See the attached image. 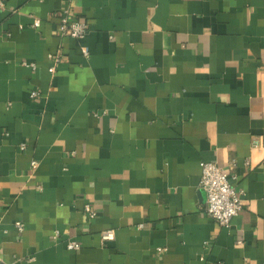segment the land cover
I'll return each mask as SVG.
<instances>
[{"label": "crops", "instance_id": "1", "mask_svg": "<svg viewBox=\"0 0 264 264\" xmlns=\"http://www.w3.org/2000/svg\"><path fill=\"white\" fill-rule=\"evenodd\" d=\"M65 8L89 23L83 39L60 34ZM207 161L245 191L230 227L201 209ZM0 251L6 264H263L264 0H5Z\"/></svg>", "mask_w": 264, "mask_h": 264}, {"label": "built area", "instance_id": "2", "mask_svg": "<svg viewBox=\"0 0 264 264\" xmlns=\"http://www.w3.org/2000/svg\"><path fill=\"white\" fill-rule=\"evenodd\" d=\"M4 7L5 0H0V8ZM59 17V31L61 35H70L74 38L83 39L89 32V23L76 17L70 8L63 9ZM34 24L39 26L41 20L39 18L35 19ZM82 49L85 54L89 53L88 46L82 45ZM50 56L53 59V63L49 66V71L54 74L58 64L62 61L63 55L60 51L55 54L51 53ZM31 65L34 67L36 66L35 63H31ZM37 94V91L32 93L33 96ZM32 165L34 168H37L39 161L33 160ZM201 186L207 193L206 202L201 207L203 212L218 221L222 226L230 227L234 217L238 215L244 207L243 194L245 191L237 189L236 186L232 184L228 171L215 161H207L204 163ZM85 210L90 218H95L98 214L97 210L90 203L85 205ZM16 226L22 231L25 224L22 221H16ZM58 235L59 231H56L55 237L57 238ZM115 236L116 233L113 228L103 230L101 233V238L104 242L113 240ZM241 242L242 241H239V243ZM68 247L70 249H78L80 243L75 239H71L68 241ZM0 264H6L1 251Z\"/></svg>", "mask_w": 264, "mask_h": 264}]
</instances>
